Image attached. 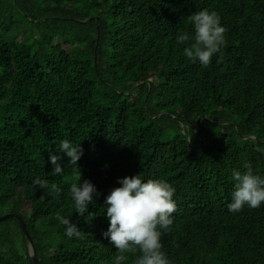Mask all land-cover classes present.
<instances>
[{
	"label": "trees",
	"instance_id": "16d2710c",
	"mask_svg": "<svg viewBox=\"0 0 264 264\" xmlns=\"http://www.w3.org/2000/svg\"><path fill=\"white\" fill-rule=\"evenodd\" d=\"M205 9L227 29L206 68L177 43ZM63 140L83 148L79 168ZM245 162L264 176V0H0V216H22L39 264H115L105 201L137 174L176 190L171 264H264V204L227 207ZM79 172L99 193L90 222L70 192ZM0 264H35L17 218L0 222Z\"/></svg>",
	"mask_w": 264,
	"mask_h": 264
},
{
	"label": "clouds",
	"instance_id": "9594fccd",
	"mask_svg": "<svg viewBox=\"0 0 264 264\" xmlns=\"http://www.w3.org/2000/svg\"><path fill=\"white\" fill-rule=\"evenodd\" d=\"M188 20L194 26V35L184 32L177 36V43L188 45L183 49L188 60L193 63L199 61L206 68L211 64L213 56L221 53L222 47L226 45L227 29L221 24L220 16L207 9L192 13ZM59 152L68 157L70 165L78 167L83 148L80 143L74 145L69 140H63ZM60 160L61 156L50 154V161L54 165L53 174L64 172ZM244 168L246 171L232 172L234 190L227 206L232 213L242 211L245 206L256 209L264 204V176L254 174L250 163L245 162ZM81 176L79 172V182L71 184L70 192L75 212L81 217L88 213L85 220L90 222L94 215L89 212V204L94 203L93 197L99 193L89 180L85 179L81 183ZM119 184L121 186L113 188L106 197L109 227L103 233L120 253L116 256L115 264H123L127 259L125 253L135 256L134 264H171L163 251L161 238L163 233L170 231L173 214L177 210L173 198L175 188L162 179L144 181L138 174L120 178ZM33 185L39 189H49V183L44 179L36 178ZM50 187L52 192L60 191L56 184ZM54 218L64 226L69 239L84 238V233L71 218L59 213Z\"/></svg>",
	"mask_w": 264,
	"mask_h": 264
},
{
	"label": "water",
	"instance_id": "95a60500",
	"mask_svg": "<svg viewBox=\"0 0 264 264\" xmlns=\"http://www.w3.org/2000/svg\"><path fill=\"white\" fill-rule=\"evenodd\" d=\"M181 127L183 128V124H181ZM9 218H17L26 234V236L28 237L29 239V242H30V252H31V256L33 258V261L35 264H39V261H38V258H37V253H36V248H35V245H34V242L31 238V235H30V232H29V229L24 221V219L22 218V216H20L19 214H16V213H8V214H5V215H2L0 216V222L2 221H5Z\"/></svg>",
	"mask_w": 264,
	"mask_h": 264
}]
</instances>
